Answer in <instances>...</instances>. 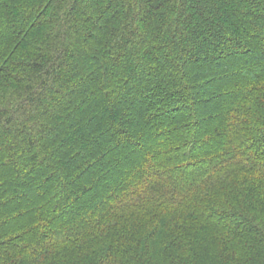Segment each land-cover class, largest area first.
<instances>
[{
    "label": "trees",
    "instance_id": "obj_1",
    "mask_svg": "<svg viewBox=\"0 0 264 264\" xmlns=\"http://www.w3.org/2000/svg\"><path fill=\"white\" fill-rule=\"evenodd\" d=\"M0 264H264V0H0Z\"/></svg>",
    "mask_w": 264,
    "mask_h": 264
}]
</instances>
